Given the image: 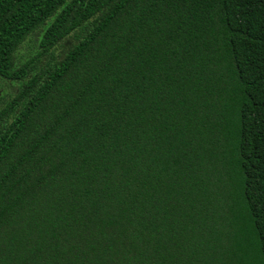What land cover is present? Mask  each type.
Segmentation results:
<instances>
[{
  "label": "trees",
  "instance_id": "16d2710c",
  "mask_svg": "<svg viewBox=\"0 0 264 264\" xmlns=\"http://www.w3.org/2000/svg\"><path fill=\"white\" fill-rule=\"evenodd\" d=\"M0 264H264V0H0Z\"/></svg>",
  "mask_w": 264,
  "mask_h": 264
}]
</instances>
